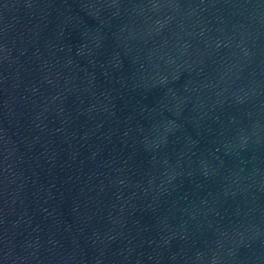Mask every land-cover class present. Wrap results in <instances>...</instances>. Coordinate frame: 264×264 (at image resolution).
Segmentation results:
<instances>
[{
    "label": "water",
    "instance_id": "water-1",
    "mask_svg": "<svg viewBox=\"0 0 264 264\" xmlns=\"http://www.w3.org/2000/svg\"><path fill=\"white\" fill-rule=\"evenodd\" d=\"M0 264H264V0H0Z\"/></svg>",
    "mask_w": 264,
    "mask_h": 264
}]
</instances>
